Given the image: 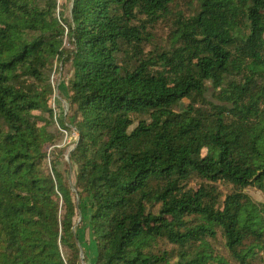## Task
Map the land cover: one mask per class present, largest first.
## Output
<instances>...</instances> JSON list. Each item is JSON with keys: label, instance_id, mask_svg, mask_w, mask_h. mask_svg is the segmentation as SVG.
<instances>
[{"label": "trees", "instance_id": "16d2710c", "mask_svg": "<svg viewBox=\"0 0 264 264\" xmlns=\"http://www.w3.org/2000/svg\"><path fill=\"white\" fill-rule=\"evenodd\" d=\"M58 7L0 0V264H264V0Z\"/></svg>", "mask_w": 264, "mask_h": 264}, {"label": "rangeland", "instance_id": "374dc122", "mask_svg": "<svg viewBox=\"0 0 264 264\" xmlns=\"http://www.w3.org/2000/svg\"><path fill=\"white\" fill-rule=\"evenodd\" d=\"M70 6H71V0H59L58 12H63L65 15H68ZM166 36H167V29L165 25L160 24L156 30L155 41L156 42L159 41L161 43L166 38ZM66 45L68 46V40H66ZM69 76H70L69 69H66L63 77H61V73L59 72V68H58V62H56L51 77V81L54 87L53 107H54L56 121L51 126V130L55 132H61L64 134V136L62 138V141L61 142L59 141L60 144H58L61 146L55 145L50 147L49 154H50L51 162H49V166L53 162V160L57 159L59 167L62 170L69 169L70 176L72 180H74L76 175V168L73 165H71V163L69 162L68 154L70 149H72L76 145L74 139H75V133L77 134V132L73 129H69V128L65 129L61 125V120L68 112V104L65 99H66L67 81ZM67 134H68V138L66 139ZM71 136L73 137V139L71 138ZM65 140H67L66 144H64ZM199 184H200L199 179H195L191 183V185L194 186L195 188H197ZM218 186L224 194H227L231 191V186L227 184L219 183ZM246 192L250 194L255 201L264 202V192L261 191L259 188L255 186H251L246 189ZM80 235L83 242V247L88 252V255L94 254L95 251V247L93 245L94 242L92 241V238L88 230L85 229L80 230ZM215 244L217 248H219V250L221 251L224 250L223 242L221 240H218ZM88 260L86 264H89L91 258L90 259L88 258Z\"/></svg>", "mask_w": 264, "mask_h": 264}, {"label": "built area", "instance_id": "2783aa9c", "mask_svg": "<svg viewBox=\"0 0 264 264\" xmlns=\"http://www.w3.org/2000/svg\"><path fill=\"white\" fill-rule=\"evenodd\" d=\"M68 138V134H67V136H66V139ZM71 138L73 139V137L71 136ZM77 140H78V135L75 133V139H74V142L75 143H77ZM68 142H70V141H68ZM67 143V140H65V142H64V144H66ZM58 146H61V145H58Z\"/></svg>", "mask_w": 264, "mask_h": 264}]
</instances>
